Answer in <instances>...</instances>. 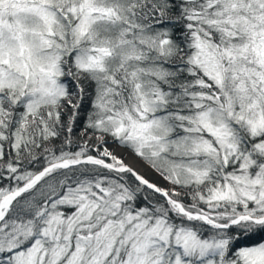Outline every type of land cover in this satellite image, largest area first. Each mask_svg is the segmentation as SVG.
<instances>
[{
    "label": "snow or ice",
    "instance_id": "snow-or-ice-1",
    "mask_svg": "<svg viewBox=\"0 0 264 264\" xmlns=\"http://www.w3.org/2000/svg\"><path fill=\"white\" fill-rule=\"evenodd\" d=\"M0 264H264V0H0Z\"/></svg>",
    "mask_w": 264,
    "mask_h": 264
}]
</instances>
